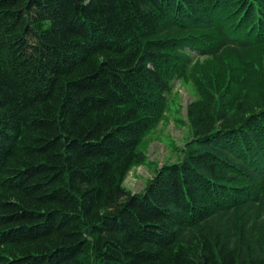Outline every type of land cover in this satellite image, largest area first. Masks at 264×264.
I'll return each mask as SVG.
<instances>
[{
	"label": "trees",
	"instance_id": "obj_1",
	"mask_svg": "<svg viewBox=\"0 0 264 264\" xmlns=\"http://www.w3.org/2000/svg\"><path fill=\"white\" fill-rule=\"evenodd\" d=\"M186 72L192 137L131 191ZM0 264H264V0H0Z\"/></svg>",
	"mask_w": 264,
	"mask_h": 264
},
{
	"label": "rangeland",
	"instance_id": "obj_2",
	"mask_svg": "<svg viewBox=\"0 0 264 264\" xmlns=\"http://www.w3.org/2000/svg\"><path fill=\"white\" fill-rule=\"evenodd\" d=\"M198 95L197 86L188 72L173 80L166 93L167 107L162 119L146 132L138 144L146 158L127 172L124 179L126 188L143 190L162 163L181 160L185 145L192 137L187 106Z\"/></svg>",
	"mask_w": 264,
	"mask_h": 264
}]
</instances>
